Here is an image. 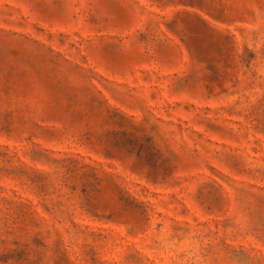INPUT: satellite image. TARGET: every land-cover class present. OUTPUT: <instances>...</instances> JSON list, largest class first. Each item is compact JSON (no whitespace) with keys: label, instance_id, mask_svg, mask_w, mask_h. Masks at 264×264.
<instances>
[{"label":"rangeland","instance_id":"rangeland-1","mask_svg":"<svg viewBox=\"0 0 264 264\" xmlns=\"http://www.w3.org/2000/svg\"><path fill=\"white\" fill-rule=\"evenodd\" d=\"M0 264H264V0H0Z\"/></svg>","mask_w":264,"mask_h":264}]
</instances>
